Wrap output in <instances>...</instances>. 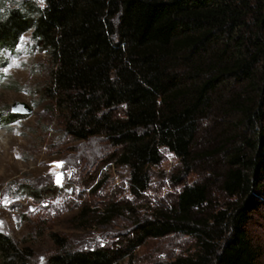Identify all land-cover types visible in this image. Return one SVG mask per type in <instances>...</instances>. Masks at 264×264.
I'll use <instances>...</instances> for the list:
<instances>
[{"label": "trees", "instance_id": "16d2710c", "mask_svg": "<svg viewBox=\"0 0 264 264\" xmlns=\"http://www.w3.org/2000/svg\"><path fill=\"white\" fill-rule=\"evenodd\" d=\"M29 30L53 60L43 94L66 134L104 136L136 198L162 147L179 158L182 184L170 204L134 216L118 244L74 249L55 237L48 264H117L170 235L190 237L194 250L144 264H263L249 225L264 182V0H28L0 17V49ZM119 205L110 200L100 217ZM23 253L0 230L2 264H30Z\"/></svg>", "mask_w": 264, "mask_h": 264}, {"label": "rangeland", "instance_id": "374dc122", "mask_svg": "<svg viewBox=\"0 0 264 264\" xmlns=\"http://www.w3.org/2000/svg\"><path fill=\"white\" fill-rule=\"evenodd\" d=\"M25 1L0 0L4 10L0 17ZM52 68L53 60L34 44L31 30L15 49H0V230L14 238L30 264H48L57 250L55 237L74 249L120 243L121 236L135 227L134 216L170 204L182 188L174 180L180 174L179 158L162 147V162L149 168L150 188L142 197H134L130 168L111 159L114 149L104 136L73 140L66 134L59 112L43 94ZM18 101L29 103L33 111L6 120ZM198 177L192 173L186 181ZM112 199L124 211L104 220L100 216ZM260 202L249 233L263 253L264 264V182ZM86 206L94 212L79 219ZM193 245L184 235L149 239L117 264L166 260L193 251Z\"/></svg>", "mask_w": 264, "mask_h": 264}, {"label": "water", "instance_id": "95a60500", "mask_svg": "<svg viewBox=\"0 0 264 264\" xmlns=\"http://www.w3.org/2000/svg\"><path fill=\"white\" fill-rule=\"evenodd\" d=\"M33 111L29 103L25 101L15 102L12 106V112L15 114H28Z\"/></svg>", "mask_w": 264, "mask_h": 264}, {"label": "clouds", "instance_id": "9594fccd", "mask_svg": "<svg viewBox=\"0 0 264 264\" xmlns=\"http://www.w3.org/2000/svg\"><path fill=\"white\" fill-rule=\"evenodd\" d=\"M35 2H36V4H37L39 7H41V8L45 7L46 0H35ZM8 7L11 8L12 5L9 4ZM17 7H19V4L17 5ZM3 11H4L3 9H0V12H3Z\"/></svg>", "mask_w": 264, "mask_h": 264}, {"label": "snow or ice", "instance_id": "6c2138e0", "mask_svg": "<svg viewBox=\"0 0 264 264\" xmlns=\"http://www.w3.org/2000/svg\"><path fill=\"white\" fill-rule=\"evenodd\" d=\"M59 182V181H58Z\"/></svg>", "mask_w": 264, "mask_h": 264}]
</instances>
